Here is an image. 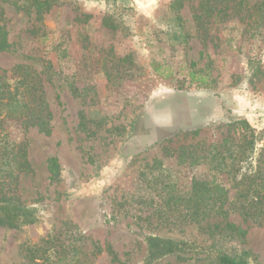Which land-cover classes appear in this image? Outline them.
Instances as JSON below:
<instances>
[{"label": "rangeland", "instance_id": "374dc122", "mask_svg": "<svg viewBox=\"0 0 264 264\" xmlns=\"http://www.w3.org/2000/svg\"><path fill=\"white\" fill-rule=\"evenodd\" d=\"M43 1L0 0L9 44L0 72H39L50 109L47 131L5 129L34 173L13 166L3 178L16 182L0 197L37 211L33 222L0 225V264H31L28 247L51 264L85 254L94 264H216L194 252L147 262L148 234L217 238L246 264H264V222L235 210L236 191L206 150L225 132L239 136L243 120L264 129V33L245 31L232 0L217 2L230 16L206 0ZM157 127L180 133L159 141ZM223 186L225 217L188 207L221 204Z\"/></svg>", "mask_w": 264, "mask_h": 264}, {"label": "trees", "instance_id": "16d2710c", "mask_svg": "<svg viewBox=\"0 0 264 264\" xmlns=\"http://www.w3.org/2000/svg\"><path fill=\"white\" fill-rule=\"evenodd\" d=\"M218 1L227 0H206L208 10L219 16L226 12L224 6L217 4ZM235 6L232 10L236 15H240L242 24L247 25L246 32L251 30V37L259 36L264 33V0H232ZM43 5L49 3L44 0ZM212 7L214 9H212ZM244 12H250L249 18L245 20ZM211 16V15H210ZM198 20L202 19V14L196 16ZM250 27V28H249ZM7 31L0 29V51L8 48ZM199 88H209L206 78L198 80ZM50 109L43 91L42 77L39 72L30 66L21 65L8 77L0 72V186L12 185L15 180L6 181L4 174L11 173L10 170L15 166L16 169L25 172L33 179L34 171L31 169L27 158L25 146L20 145L16 149L14 141L9 139V131L5 132L7 124L16 122L20 127L26 128L30 125H37L47 131L49 129ZM239 136L229 132L224 133L225 139L222 144L216 146L208 145L207 149L210 159L217 162L218 169L226 173L228 183L235 189L234 208L239 211L243 217L264 222V129L257 131L249 122L243 120ZM169 127H157L156 133L159 141L164 140L166 136L174 134ZM176 133V132H175ZM177 132L176 134H179ZM174 134V135H176ZM261 146L258 147V144ZM201 142L195 146L199 150ZM204 150V147L202 148ZM221 167V168H220ZM19 171V172H20ZM51 171L54 175L58 173V162L56 159L51 162ZM30 173V174H29ZM31 175V176H30ZM229 189V188H228ZM225 186L217 188V197L221 204L206 205L204 207L194 204L189 208L199 210L202 208L205 214L204 218L210 216H224L227 214L225 209L228 200L229 190ZM216 190L212 188L203 190V193H213ZM201 196L197 188H194L192 197ZM211 196V194H210ZM7 197H0V225H6L16 228L23 223L33 222L36 217V207L27 206L24 203H17L15 200H7ZM193 199V198H192ZM194 202V203H193ZM202 220H195L192 223L202 225ZM166 224H176L175 222H165ZM207 221L204 222L205 225ZM181 224V223H180ZM226 235V234H223ZM148 252L147 262L156 261L169 255H180L194 252L206 256H214L216 264H246L236 253L230 250L226 244H221L217 238L211 242H199L197 240L181 239L172 236L159 234H148L145 238ZM111 253V248H108ZM25 257L31 264H51V257L42 255L35 247H28L25 250ZM81 264H94L85 254L81 258Z\"/></svg>", "mask_w": 264, "mask_h": 264}]
</instances>
